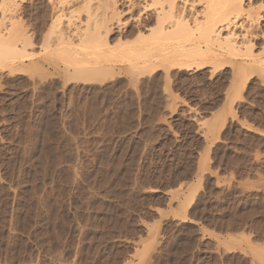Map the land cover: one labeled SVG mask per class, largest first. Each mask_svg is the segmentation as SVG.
Masks as SVG:
<instances>
[{
  "label": "rangeland",
  "instance_id": "374dc122",
  "mask_svg": "<svg viewBox=\"0 0 264 264\" xmlns=\"http://www.w3.org/2000/svg\"><path fill=\"white\" fill-rule=\"evenodd\" d=\"M46 32L33 62L0 67V264H264V71L122 63L82 81L86 45Z\"/></svg>",
  "mask_w": 264,
  "mask_h": 264
},
{
  "label": "bare ground",
  "instance_id": "6f19581e",
  "mask_svg": "<svg viewBox=\"0 0 264 264\" xmlns=\"http://www.w3.org/2000/svg\"><path fill=\"white\" fill-rule=\"evenodd\" d=\"M93 1L41 0L31 34L23 15L26 0H0V67L14 59L33 62L34 48L47 31L56 33L52 44L61 51L75 38L86 45L72 64L82 81L102 71L116 73L122 63H129L139 76L165 65L168 73L217 62L231 63L239 75L246 69L264 71V44L255 52V41L264 43V30H256L264 16L255 18L248 10L257 0H100L99 6ZM77 4L85 17L81 32L66 20Z\"/></svg>",
  "mask_w": 264,
  "mask_h": 264
}]
</instances>
